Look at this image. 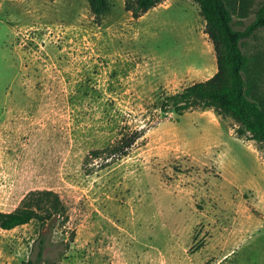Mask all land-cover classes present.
I'll return each mask as SVG.
<instances>
[{
    "label": "rangeland",
    "instance_id": "rangeland-1",
    "mask_svg": "<svg viewBox=\"0 0 264 264\" xmlns=\"http://www.w3.org/2000/svg\"><path fill=\"white\" fill-rule=\"evenodd\" d=\"M244 44L264 55V28ZM216 70L192 0L139 18L112 0L99 24L87 0H0V211L53 190L75 229L40 264H264L263 145L213 109L160 110ZM139 129L126 156H93ZM39 227L0 228V264L33 258Z\"/></svg>",
    "mask_w": 264,
    "mask_h": 264
},
{
    "label": "trees",
    "instance_id": "trees-1",
    "mask_svg": "<svg viewBox=\"0 0 264 264\" xmlns=\"http://www.w3.org/2000/svg\"><path fill=\"white\" fill-rule=\"evenodd\" d=\"M95 23L99 24L112 6V0H87ZM164 0H124V8L134 18ZM205 21V33L213 44L216 72L203 81L195 82L182 91L166 96L160 105L163 116L171 113L179 118L184 113L198 109L213 111L220 117H230L238 125L239 136L263 145L264 156V90L261 87L264 55H251L246 51L245 40L264 28V0H192ZM253 14V19L243 29L236 26ZM142 129L126 130L112 145L93 151V156L105 159L122 158L142 137ZM36 220L40 223L38 238L34 242V257L21 264L44 262L45 249L59 230H66L69 239L75 229L68 227L69 206L57 192L47 189L31 190L10 211H0V228L12 230Z\"/></svg>",
    "mask_w": 264,
    "mask_h": 264
},
{
    "label": "crops",
    "instance_id": "crops-1",
    "mask_svg": "<svg viewBox=\"0 0 264 264\" xmlns=\"http://www.w3.org/2000/svg\"><path fill=\"white\" fill-rule=\"evenodd\" d=\"M263 158V157H262Z\"/></svg>",
    "mask_w": 264,
    "mask_h": 264
}]
</instances>
